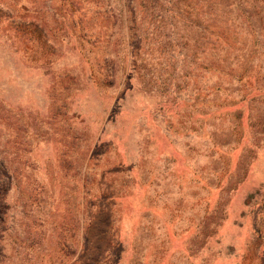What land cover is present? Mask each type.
Instances as JSON below:
<instances>
[{
	"label": "rangeland",
	"instance_id": "1",
	"mask_svg": "<svg viewBox=\"0 0 264 264\" xmlns=\"http://www.w3.org/2000/svg\"><path fill=\"white\" fill-rule=\"evenodd\" d=\"M0 264H264V0H0Z\"/></svg>",
	"mask_w": 264,
	"mask_h": 264
},
{
	"label": "trees",
	"instance_id": "2",
	"mask_svg": "<svg viewBox=\"0 0 264 264\" xmlns=\"http://www.w3.org/2000/svg\"><path fill=\"white\" fill-rule=\"evenodd\" d=\"M82 2H85L86 0H80ZM93 0H90L92 2ZM9 175L7 166L3 161H0V187L7 186L9 184Z\"/></svg>",
	"mask_w": 264,
	"mask_h": 264
}]
</instances>
